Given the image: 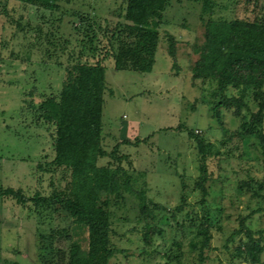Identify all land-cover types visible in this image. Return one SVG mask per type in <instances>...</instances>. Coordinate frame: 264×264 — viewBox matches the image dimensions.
<instances>
[{"label":"rangeland","instance_id":"374dc122","mask_svg":"<svg viewBox=\"0 0 264 264\" xmlns=\"http://www.w3.org/2000/svg\"><path fill=\"white\" fill-rule=\"evenodd\" d=\"M217 2V18L264 16V0ZM58 4L46 8L0 0V189L21 194L0 192V264H55L57 249L67 246L58 232L71 227L69 212L56 200L38 206L33 199L37 193L51 196L70 179L69 173L50 166L54 129L39 120V102L65 79V67L53 65L56 56L74 62L69 53L62 55L63 46L78 52L83 40L93 36L102 46L125 22L127 0H61ZM201 8L196 0H170L152 71H119L114 59L107 62L103 146L108 155L101 164L123 165L139 177L150 199L166 207L156 211V218L146 219H140L139 200L133 196L114 207L110 264H168L177 241L182 244L184 263L198 264L192 242L201 238L198 229L205 211L212 233L205 264H253L233 256L235 246L248 239L245 234L228 242L243 219L264 245V187L259 186L264 185V148L256 135L240 134L241 116L223 107L221 117L217 116L214 84L193 76L199 58L196 50L204 42ZM169 34L178 41L179 67L169 54ZM251 107L256 109L253 102ZM197 135L208 146L210 195L205 210L196 186L201 174ZM243 181L252 188L241 186ZM184 196V211L174 215ZM147 224L162 228L161 234H152V244L143 237ZM262 259L260 264L264 252Z\"/></svg>","mask_w":264,"mask_h":264},{"label":"trees","instance_id":"16d2710c","mask_svg":"<svg viewBox=\"0 0 264 264\" xmlns=\"http://www.w3.org/2000/svg\"><path fill=\"white\" fill-rule=\"evenodd\" d=\"M21 1L53 8L58 7L61 0ZM196 1L202 4L205 33L204 42L196 50L199 58L194 63L193 76L209 79L214 84L213 95L218 100L213 109L217 116L221 117L222 107L241 116L240 134L243 137L256 135L264 148V16L256 20L217 18V0ZM169 3L170 0H127L125 22L113 30L102 46L96 44L94 36L89 37L83 40L82 49L78 52L76 48L68 51L67 46L62 47V55L69 53V58L74 61L72 64H68L60 54L53 62L55 67H65L66 75L61 87L39 102V120L54 129L55 154L50 166L69 173L70 179L63 189H55L51 196L37 193L33 199L38 206L51 199L56 200L69 212L71 227L58 232L65 237L67 246L57 249L58 262L55 264H110L114 254V207H121L127 196L139 200L140 219L156 218V211L166 209L148 197L146 187L139 185V177L133 172L123 165H102L101 160L108 155L103 146L107 62L114 59L115 68L119 71H152L161 41L160 27ZM168 42L169 54L174 65L179 67L178 41L169 34ZM252 102L256 105L255 110L251 107ZM196 137L201 154V174L196 186L201 194L200 204L205 210L210 195L208 146L202 137ZM40 167L49 171L43 165ZM246 184L252 188V184L246 181L241 186ZM259 186L261 189L264 187L263 183ZM0 192L21 196L13 189H0ZM254 194L261 196L260 191ZM183 201L174 215L184 211L185 196ZM203 217L205 221L198 229L201 238L192 242L198 252V264H205L208 258L206 251L212 242L206 211ZM245 222L243 219L228 242L245 234L248 239L235 246L233 256L260 264L264 245ZM155 232L161 234L162 228L151 224L143 228L147 244H152ZM176 243L168 264H185L182 244Z\"/></svg>","mask_w":264,"mask_h":264}]
</instances>
